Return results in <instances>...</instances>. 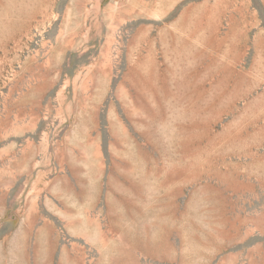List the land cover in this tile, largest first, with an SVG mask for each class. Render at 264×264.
<instances>
[{
  "label": "rangeland",
  "instance_id": "374dc122",
  "mask_svg": "<svg viewBox=\"0 0 264 264\" xmlns=\"http://www.w3.org/2000/svg\"><path fill=\"white\" fill-rule=\"evenodd\" d=\"M0 264H264V0H0Z\"/></svg>",
  "mask_w": 264,
  "mask_h": 264
}]
</instances>
